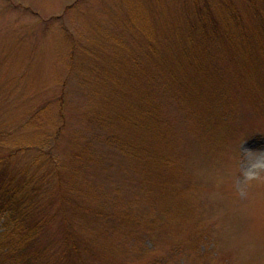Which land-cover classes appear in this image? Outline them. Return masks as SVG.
Masks as SVG:
<instances>
[{"label": "rangeland", "instance_id": "374dc122", "mask_svg": "<svg viewBox=\"0 0 264 264\" xmlns=\"http://www.w3.org/2000/svg\"><path fill=\"white\" fill-rule=\"evenodd\" d=\"M244 7L241 0H0V139L40 145L18 155V166L44 161L49 138L61 161L88 141L94 158L80 173L66 162L69 185L94 205L73 221L56 213L34 244L17 246L0 215V264H264V46L236 47L237 55L219 46V57L218 44L210 47L215 68L205 77L176 67L188 45L178 34L204 22L232 28L227 15L242 18ZM141 65L193 89L185 105L153 88L163 99L162 128L139 120L143 129H133L124 120L134 99L128 81L136 82L134 95L144 83L134 69ZM49 167L47 159L35 169L43 178ZM66 222L77 259L62 257ZM94 236L97 244L83 251L81 241Z\"/></svg>", "mask_w": 264, "mask_h": 264}, {"label": "trees", "instance_id": "16d2710c", "mask_svg": "<svg viewBox=\"0 0 264 264\" xmlns=\"http://www.w3.org/2000/svg\"><path fill=\"white\" fill-rule=\"evenodd\" d=\"M241 1L244 2L245 6L243 17L240 18L234 12H230L227 15V17L232 19V28H227L222 23L221 26L216 27L215 25L211 26V23L209 25L204 22L203 26H192L189 30L186 28L182 34H178L179 39L183 35L184 41L188 43L183 54L184 62L176 65L178 69L190 67L194 73L205 77L208 76L207 73L210 69L215 68L216 59H214V53H209L210 47L218 44L216 57H219L221 52V47L219 46L233 48L235 55H237L235 52L236 47L243 50L249 47L254 48V46H264V0ZM249 21L252 22L253 27L249 26ZM245 22L248 25L242 27ZM208 26L211 27L208 28ZM193 39L199 40L202 46H194L192 44ZM149 51H154V48L151 46ZM142 64L144 65V62ZM208 65H210V68L207 70ZM150 67L152 66L146 65L144 67L141 65L140 68H134L136 73L138 72L139 74L137 78H140L141 75L144 77V83H140V91L138 93L134 95V91L137 89V86L133 85L136 84L135 81L131 80L127 83L134 99L129 105H126V112L130 113L128 116L125 115L126 118L124 120H127L133 126V129H143L139 120L155 128L165 126L161 110L163 99L157 97L156 91H153L156 86L161 88L168 97L175 98L180 104L189 105L192 98L193 89L188 87L185 82L180 80L174 82L175 77L167 74L163 75L164 71L161 72V69ZM182 75L184 77L187 76L186 74ZM59 106L61 107V101ZM60 117L63 123L64 117L62 115ZM99 123L105 126L107 124L111 125L112 122L108 119H99ZM107 131L113 132L112 129ZM52 140L53 138H49L43 141L46 146L45 160L48 159L50 164V174L43 172V178H41L36 169L41 171L39 167L45 163V160H35V162L24 166H18V161L16 160L18 155L26 156L32 149L41 151L40 145H36L32 141H14L12 138L6 139L4 137L0 139V215L6 216V220L10 223V230L13 235V238L10 239H14L17 246L34 244L44 230L48 220L56 213H58V216L61 213L63 220L73 221L79 212L82 214L88 207L94 206V200L91 202L93 206H90L88 193L85 194L83 199L80 197L82 194L77 188L78 184L69 185L70 179L75 178H71L68 175L65 176V171H68L67 161L71 165L72 171L76 169L78 173L84 166L93 163L94 158L89 151L92 146L91 142L88 141L86 151L79 149L77 153H74V157L61 161L58 157H54L51 151V148L54 147V141ZM79 142L77 141L74 146H78ZM91 151H93L92 147ZM53 171L54 174L52 173ZM80 183H82V180ZM52 188L55 191L50 193ZM109 212L111 213L112 211ZM100 215L97 214L95 218L104 219L108 213H102V217ZM83 216H80L81 220H95V218ZM112 216L114 215H111V218ZM110 221L107 222V225ZM66 224L67 237L65 239L67 243L64 246L62 257L68 259L69 256L74 255L77 259L79 256L75 254V251L80 253V245L78 244V246L75 242L77 240L75 239L76 233L73 225L67 222ZM90 227L85 231H89ZM96 239L97 237L94 236L87 242L81 241L82 250L84 251L83 246L87 244L90 246L97 244L98 239ZM6 242L9 243V239H6ZM189 244L192 245V240L189 241ZM85 249H89V246H86ZM92 249L93 247L89 250ZM33 253L37 260L38 252L35 251ZM34 263L32 262V264ZM45 263L52 264V262L48 261H45ZM14 264H18V261L15 260Z\"/></svg>", "mask_w": 264, "mask_h": 264}]
</instances>
